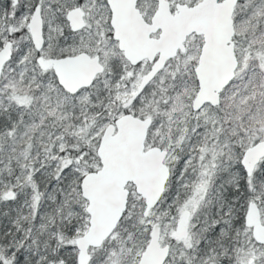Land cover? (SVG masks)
<instances>
[{"label":"snow or ice","instance_id":"obj_1","mask_svg":"<svg viewBox=\"0 0 264 264\" xmlns=\"http://www.w3.org/2000/svg\"><path fill=\"white\" fill-rule=\"evenodd\" d=\"M0 264H264V0H0Z\"/></svg>","mask_w":264,"mask_h":264}]
</instances>
